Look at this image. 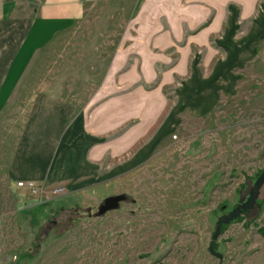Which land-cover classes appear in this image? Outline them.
Masks as SVG:
<instances>
[{
    "label": "rangeland",
    "instance_id": "1",
    "mask_svg": "<svg viewBox=\"0 0 264 264\" xmlns=\"http://www.w3.org/2000/svg\"><path fill=\"white\" fill-rule=\"evenodd\" d=\"M136 3L88 0L32 55L25 72L34 77L19 87L32 90L23 109L14 96L0 115L8 124L0 134V264H264V184L254 207L211 240L218 217L246 199L264 170V50L236 95L183 129L171 156L152 175L137 176L115 210L97 216L102 201L69 206L6 177L37 95L53 91L80 108L102 83L119 37L128 45L122 32Z\"/></svg>",
    "mask_w": 264,
    "mask_h": 264
},
{
    "label": "crops",
    "instance_id": "2",
    "mask_svg": "<svg viewBox=\"0 0 264 264\" xmlns=\"http://www.w3.org/2000/svg\"><path fill=\"white\" fill-rule=\"evenodd\" d=\"M87 1L0 0V115L14 96L23 109L32 90L19 87L34 77L25 72L32 55ZM122 33L128 45L119 37L80 108L53 91L37 95L5 165L10 181L63 186L55 200L80 208L133 192L135 178L152 175L181 144L183 129L234 97L257 66L264 0H137Z\"/></svg>",
    "mask_w": 264,
    "mask_h": 264
},
{
    "label": "water",
    "instance_id": "3",
    "mask_svg": "<svg viewBox=\"0 0 264 264\" xmlns=\"http://www.w3.org/2000/svg\"><path fill=\"white\" fill-rule=\"evenodd\" d=\"M264 184V170H262L252 184H250L247 190V197L245 200L241 201L239 204L234 206L228 213L219 216L216 221V226L213 234L211 235V240L216 241L218 236L221 234V229L224 225H227L234 221L237 217L242 215L244 212L252 209L259 195L260 188ZM126 200L125 194H117L107 196L99 204L96 215L100 216L107 211L115 210L119 208L121 202ZM210 254L214 255L218 259H222V254L214 250L212 245L209 247Z\"/></svg>",
    "mask_w": 264,
    "mask_h": 264
},
{
    "label": "built area",
    "instance_id": "4",
    "mask_svg": "<svg viewBox=\"0 0 264 264\" xmlns=\"http://www.w3.org/2000/svg\"><path fill=\"white\" fill-rule=\"evenodd\" d=\"M175 138V136H172ZM16 186L18 188L24 189L31 194L45 197H55L62 194L65 191L63 186H57L54 188H46L43 185H37L32 181H17ZM47 195V196H46Z\"/></svg>",
    "mask_w": 264,
    "mask_h": 264
},
{
    "label": "trees",
    "instance_id": "5",
    "mask_svg": "<svg viewBox=\"0 0 264 264\" xmlns=\"http://www.w3.org/2000/svg\"><path fill=\"white\" fill-rule=\"evenodd\" d=\"M225 226H226V225H224V226L222 227L221 231L225 228Z\"/></svg>",
    "mask_w": 264,
    "mask_h": 264
}]
</instances>
